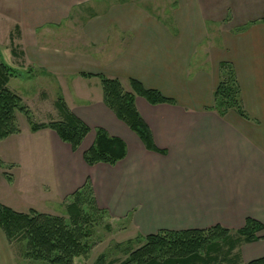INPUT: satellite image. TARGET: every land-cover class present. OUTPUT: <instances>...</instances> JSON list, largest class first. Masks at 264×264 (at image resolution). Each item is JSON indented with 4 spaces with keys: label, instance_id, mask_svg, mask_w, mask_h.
I'll list each match as a JSON object with an SVG mask.
<instances>
[{
    "label": "crops",
    "instance_id": "0c3cea01",
    "mask_svg": "<svg viewBox=\"0 0 264 264\" xmlns=\"http://www.w3.org/2000/svg\"><path fill=\"white\" fill-rule=\"evenodd\" d=\"M169 16L163 23L134 0H0L12 48L34 70L28 78L54 79L69 110L91 129L76 151L51 129L29 127L8 137L29 143L28 170L22 188L6 176L0 204L63 215L66 199L89 179L97 205L133 238L215 226L236 231L250 218L264 225V0H175ZM65 24L84 48L68 46L69 32L53 31ZM51 37L63 43L54 46ZM222 62L234 66L250 119L211 109ZM98 75L120 80L128 91L134 79L174 101L152 105L136 98L165 154L148 150L105 105ZM98 128L126 144L116 165L84 161ZM234 254L238 264L264 257V239L242 242ZM0 264H17L1 229Z\"/></svg>",
    "mask_w": 264,
    "mask_h": 264
},
{
    "label": "trees",
    "instance_id": "16d2710c",
    "mask_svg": "<svg viewBox=\"0 0 264 264\" xmlns=\"http://www.w3.org/2000/svg\"><path fill=\"white\" fill-rule=\"evenodd\" d=\"M264 22V17L262 18ZM15 55V51L12 52ZM15 68L0 64V141L18 134L17 112L27 115L33 132L51 129L59 138L69 144L73 151L78 150L90 133V127L75 116L67 107L63 97L58 96L55 106L60 120L48 123H35L30 110L22 103L20 96L11 91L7 84L17 77ZM32 69L27 74H32ZM91 78L94 75L82 74ZM103 89V100L117 118L124 122L143 142L148 150L165 154L153 142L150 129L136 108L137 96L143 97L152 105L174 103L155 89H146L131 79V90L124 88L118 79L98 75ZM220 116L235 111L244 119H250L242 102L241 88L234 66L230 62L219 65V84L214 93V106L211 108ZM127 155L123 140L110 136L104 129L95 130L91 147L84 152L87 165L98 163L116 165ZM3 161L0 158V167ZM8 179L12 177L6 175ZM65 216H55L30 210L26 213L0 204V229L8 243H25L24 257L29 260L49 264H77L87 260L95 244L92 241L94 229L103 226L107 232L113 231L111 217L107 210L96 202L91 181L86 183L65 202ZM124 229V227H123ZM264 225L257 220L247 219L245 226L236 231L215 226L195 230H161L147 236H137L126 243H118L116 248L127 247V257L118 264H215L219 261L236 258L234 251L242 242H256L264 239ZM138 244V248H132ZM226 245L227 251H224ZM225 253V254H224ZM220 254L225 256L220 260ZM95 264H107L106 255H101ZM246 264H264V257Z\"/></svg>",
    "mask_w": 264,
    "mask_h": 264
},
{
    "label": "rangeland",
    "instance_id": "374dc122",
    "mask_svg": "<svg viewBox=\"0 0 264 264\" xmlns=\"http://www.w3.org/2000/svg\"><path fill=\"white\" fill-rule=\"evenodd\" d=\"M140 6H142L148 13L155 16L156 18L160 19L163 23H168L170 18L169 14L172 11L173 3L175 0H134ZM87 12V9L84 10ZM11 21L9 19H2L0 18V64L3 63L7 66L15 68L17 71V77H12L7 84V87L13 91L15 94L21 97L22 103L28 107L30 110V115L32 120L35 123H48L51 121L58 120V112L55 106L56 100L60 95V86L58 83L51 78L43 77V78H28L27 72L28 70L32 69L31 66L25 64V60L19 55L20 50L12 48L11 44V37H10V28H11ZM210 29V36L208 37L209 43L215 42V37L212 34L213 27L209 26ZM56 33L67 34L69 32L70 39H72L71 45L69 42L66 43L71 48H84L81 45H77V40L75 37V30L71 29L67 24L60 26L57 29H53ZM17 35L15 34V39H17ZM40 39L45 41L44 36L41 34L39 35ZM50 43L52 45L58 46L63 42L54 39L53 37L50 38ZM14 43V42H13ZM16 47V41L14 43ZM15 51V56L12 52ZM201 55V50L198 52L196 57L192 63V71L194 70L195 66L199 63ZM32 71H34L32 69ZM64 86V85H63ZM71 86L73 84L68 81L66 89V94L72 93ZM73 94V93H72ZM44 99V100H43ZM17 125L20 130L27 132L29 130V122L27 115L23 112H17ZM20 133V132H19ZM16 137L10 138L9 140H2L0 141V158L3 161V166L0 167V192L4 193V187L2 185V181L6 180V175H10L13 177V182L15 185H18L19 188H22L24 181H22L25 177L26 171L28 170L26 158V152L29 148V143L24 145H19L16 142ZM39 140L34 145H38ZM19 167H18V165ZM4 170V171H3ZM9 173H4V172ZM17 187V190H18ZM14 189V188H13ZM13 190L12 193L18 197L19 202L22 198L19 197L18 191ZM20 194V193H19ZM65 207V203H64ZM47 214V213H46ZM63 215H55V216H65ZM113 231L107 232L103 226L97 227L94 229V233L92 236V241L95 244L94 248L92 249L91 253L87 260L83 261L80 260L77 264H95L97 259L101 255H106L107 264H118L120 261L124 260L127 257V247L123 246L120 248H116L118 243H126L130 239L133 238V234L130 230L122 231L124 225L114 224L112 221ZM132 248H138V244H133ZM224 251H227L226 245L224 246ZM13 252L15 253L16 262L17 264H49L46 262L41 261H34L29 260L24 257L25 254V243H16L13 246ZM225 254V253H224ZM220 254L221 256L219 259L221 260L225 255ZM238 260L234 258L232 261L226 259L225 261H219L215 264H238L236 263Z\"/></svg>",
    "mask_w": 264,
    "mask_h": 264
}]
</instances>
